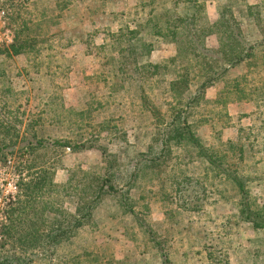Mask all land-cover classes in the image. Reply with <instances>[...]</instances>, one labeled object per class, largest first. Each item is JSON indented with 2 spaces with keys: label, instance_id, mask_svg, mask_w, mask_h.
<instances>
[{
  "label": "trees",
  "instance_id": "16d2710c",
  "mask_svg": "<svg viewBox=\"0 0 264 264\" xmlns=\"http://www.w3.org/2000/svg\"><path fill=\"white\" fill-rule=\"evenodd\" d=\"M74 1L57 0L54 9L59 8L57 13H60ZM24 3L35 4V0H24ZM223 5L218 17L210 22L201 0H132L134 12L121 13L125 18L101 38L95 57L100 65L112 69L110 78L114 75L116 83L120 82L119 87L130 81L136 87L138 107L146 111L149 118L147 139L141 143L140 150L132 145L122 146L124 141L118 149L109 146L115 137L106 144L96 145L93 143L97 140H94L92 144L74 146L98 151L101 165L97 171L79 169L80 176L75 179V174L64 185L55 183L53 173L47 168L26 179L13 206L3 211L6 222L0 225V264H55L58 247L90 223L93 211L106 196L115 201L122 215L133 218L131 229L137 228L149 244L148 263L174 264L165 239L147 223L144 213L141 214L148 211L147 204L141 202L137 207L134 197L139 188L156 183L160 186L157 192L160 199L175 194V205L182 212L201 211L212 197L216 198L215 204L230 201L236 210L238 225L257 233V243L264 245V206L257 203L258 195L249 185L251 178L243 170L253 145L242 136L246 129L243 127L231 126L235 137L223 138V131L229 128L226 111L229 102L253 104L251 115L260 102L263 103L256 100L259 94L254 98L244 97L251 95L250 89L254 93L263 89L249 86L248 76L251 72L262 73L264 69V16L261 14L264 1L245 3L246 8L239 18L231 10L229 0ZM32 20L22 18L20 33L15 35L14 42L0 44V55L10 57L20 54L21 48L22 53L35 48L42 23ZM249 24L255 27L253 33L248 32ZM33 26L38 27L39 32L32 34ZM211 35L217 39L213 47L206 43ZM166 44L175 49L174 56L167 60L158 56ZM241 63L246 64L247 72L240 77L227 78L229 70ZM219 81L225 82L223 89L216 98L207 100V89ZM107 87L106 97L110 98L116 91ZM154 89L159 91L155 93ZM261 95L262 98L264 94ZM158 96L163 111L159 109ZM202 104L217 106V110L208 111L209 116L196 120V123L214 122L210 124V142L194 132L193 118L195 113L203 112L198 111ZM260 115L262 112L255 120ZM0 128L3 143L9 129L13 134L16 131L14 126H5L2 122ZM26 129L28 131L29 126ZM255 134L264 136V124H259ZM129 148L134 155L130 156ZM170 165L179 169L168 171ZM164 186L169 188V194H165ZM64 188L74 197L70 201L73 211L57 206L60 202L54 194ZM205 247L210 252L211 248ZM72 264H81L79 258L75 257ZM103 264L119 263L108 258Z\"/></svg>",
  "mask_w": 264,
  "mask_h": 264
},
{
  "label": "rangeland",
  "instance_id": "374dc122",
  "mask_svg": "<svg viewBox=\"0 0 264 264\" xmlns=\"http://www.w3.org/2000/svg\"><path fill=\"white\" fill-rule=\"evenodd\" d=\"M225 1L201 0L210 22L218 17ZM245 1L229 0L231 10L238 18L244 13L245 3L257 4L260 0ZM56 2L35 0V4H25L24 0H0V44L14 42L15 35L22 29V18L32 20L33 15V22L42 23L40 32L34 26L31 31L32 34L39 32L34 49H26L22 53L21 48L20 54L10 57L0 55V122L5 126L12 125L16 130L13 134L9 129V136L6 135L3 143L0 128V196L9 194L12 182H16L18 189L14 199L8 202L0 200V225L6 222L3 211L13 206L22 191V183L35 172L47 168L53 173L54 182L64 185L75 174V179L80 176L79 169H99L101 155L98 151L74 146L92 144L94 140L97 141L93 144H106L108 139L115 137L109 146L118 149L124 141L122 146L132 145L140 150L148 136L149 118L147 112L138 107L136 87L131 81L121 83L119 87L120 82L116 83L115 76L110 78L112 69L108 65H100L95 57L98 56L96 48L101 38L125 18L120 16L121 13L134 12L131 10L132 0H75L60 13H57L59 8L54 9ZM262 10L264 16V6ZM254 28L249 24L248 32L253 33ZM20 38L22 40V32ZM206 43L216 46V36H209ZM174 54V46L166 44L158 56L167 60ZM247 70L246 64L241 63L229 70L227 78L240 77ZM248 80L249 86L263 89L255 93L250 89L251 95L244 98H254L259 94L256 100L263 103L260 102L251 115L253 104L229 102L226 107L229 128L223 131V138L235 137L233 125L246 128L242 136L249 139L247 142L253 148H249L243 170L251 178L249 185L258 195L257 203L264 206V136L255 134L259 124H264V69L262 73H249ZM224 84L219 81L209 87L206 99L216 98ZM107 85L116 91L110 98L106 97ZM153 91L156 93L159 89ZM26 93L29 94L27 98ZM156 99L161 107L160 96ZM216 108L213 104H202L198 111L203 112L195 113L193 118L195 134L206 142L212 140L210 124L214 122L196 123V120L209 116L208 111ZM159 109L163 111L162 107ZM261 112L262 115L255 120ZM143 128L145 132L142 133ZM39 140L44 143L37 145ZM129 149L130 156L134 155ZM189 168L193 169L190 165ZM170 169L175 171L179 168H171L170 165L168 171ZM164 188L165 194H169V188ZM159 189L157 183L145 185L134 197L137 207L141 202L147 204L148 211H141V214L144 213L147 223L165 239L174 264H264V245L257 243V233L238 225L237 213L230 201L215 204L216 198L212 197L201 211L182 212L175 205V194L161 200L157 194ZM54 195L60 202L57 205L60 209L73 211L70 201L74 197L68 189H60ZM114 202L108 196L102 199L93 211L90 223L58 247L55 264H72L75 257L81 264H103L108 258L119 264H156L148 263L146 251L149 244L137 228L131 229L133 218L122 215ZM205 246L211 248L210 252Z\"/></svg>",
  "mask_w": 264,
  "mask_h": 264
},
{
  "label": "built area",
  "instance_id": "2783aa9c",
  "mask_svg": "<svg viewBox=\"0 0 264 264\" xmlns=\"http://www.w3.org/2000/svg\"><path fill=\"white\" fill-rule=\"evenodd\" d=\"M8 162H10V160H8ZM17 192H18L17 184H16V182L15 183L12 182V183L9 184V192H8L9 194H7V196H0V200L8 202V201H10V200L15 198V194Z\"/></svg>",
  "mask_w": 264,
  "mask_h": 264
},
{
  "label": "crops",
  "instance_id": "0c3cea01",
  "mask_svg": "<svg viewBox=\"0 0 264 264\" xmlns=\"http://www.w3.org/2000/svg\"><path fill=\"white\" fill-rule=\"evenodd\" d=\"M229 104H230V103H228V105H229ZM228 105H227V106H228Z\"/></svg>",
  "mask_w": 264,
  "mask_h": 264
}]
</instances>
